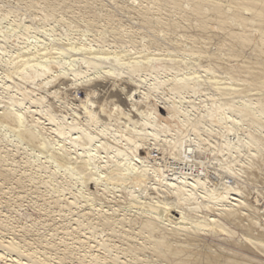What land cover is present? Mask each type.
I'll return each mask as SVG.
<instances>
[{"label":"bare ground","instance_id":"bare-ground-1","mask_svg":"<svg viewBox=\"0 0 264 264\" xmlns=\"http://www.w3.org/2000/svg\"><path fill=\"white\" fill-rule=\"evenodd\" d=\"M60 1L63 3L67 0ZM137 1L140 2L136 3ZM154 1L157 3L156 1L159 0ZM169 1L174 8L182 11L187 9L184 4L187 6L191 5L190 9L194 16H196L197 23H193L192 21L189 23L190 21H188L189 24H182L174 20L164 22L159 16L153 15L157 14L151 9L153 7L143 4L147 0H134L130 6L128 5L129 7L127 6V13L135 15L136 10H141L142 18H137L143 26V30L141 31L144 33L147 30L149 34L146 32V35L148 36L142 32L132 30L128 32L124 30L125 28H122L121 24H116L117 20L114 19L110 9L104 16L105 24L111 27L109 40L108 36L104 34L106 30L103 32L100 29L101 26L98 24V20L93 16L94 18L88 21L87 30H79L77 27H72L73 30L70 32H80L81 37L76 38L78 41L74 40V36L71 37L68 35L70 37L69 39L68 36L66 37L68 43L65 42L67 43V49L65 50L57 49L54 45L52 47L42 40H38L39 43L34 45L33 49L26 48L27 50H25L21 47L11 54L13 55L11 57V66L15 67H12V75L17 78L16 81H20L24 85L31 84L33 92L40 94V100L42 101L52 95V93L49 94L45 90V86L49 85L50 87V84L59 76L58 72L60 74L62 70H67L66 66L73 73L71 75L73 76V82L83 81V85L85 86V83L87 84L91 80H97V83L94 86H90L93 88H89V90L95 87L98 89L103 84L104 88L105 85H111L114 88L111 94V90L109 91L110 96L108 95L111 104L109 103L108 106L105 104L110 110L103 105L105 109L102 108L101 111L103 113L107 112V117L109 120L114 121V124L116 122L120 125L123 122L119 120H125L124 125L122 124L123 127L120 126L121 128H118L119 130H114L112 127L110 129V126L108 129V126L106 127L105 125V127H101L100 130L98 128L95 131L94 129H88V125L85 123L76 128L75 126L68 127V125H65L66 122L59 123L58 126L54 124L56 127H51L52 131L64 139L69 138L72 144H77L78 141L76 142V139L83 138L85 140L82 143L86 146H81L80 148L82 150L85 149L84 155H79L76 154L77 152L72 151L78 155L73 160L70 157L71 154L69 151H56L58 150L56 146L59 144L57 142L52 144V140L44 134L45 132L43 133L45 124L39 118L35 119L33 117L30 119L32 116L30 115L29 117L26 115L27 110H24L23 105L26 103L25 101L31 102L32 100L26 98V94H22V101L14 102L13 99L9 106L4 107L5 109L2 107L3 111L0 112V128L5 129L8 133L15 134L17 138L15 141L17 143H24L25 141L28 146L29 144H32L30 145L32 147L33 145L36 146V149L40 153L51 152L52 155L50 154L46 158L50 161L54 160L56 166H71V168L74 166L75 169H83V172L85 170L89 171L82 185H85L96 196L102 197L105 190L98 191L94 188L97 186V180L94 177L99 176L98 180L103 179L102 176L100 177L98 175L99 172H102L100 169L104 167L101 164L103 161L97 155L98 152L92 149L94 145L100 142L101 148L99 149H102L103 154L106 153L107 158L110 159L108 166H111L109 168L113 174L112 180L120 184L127 180L129 185L134 189L131 193H138L137 196L130 195L132 196V200L135 201L131 204L134 207L133 215L124 212L117 214L114 210L105 209L102 206L96 208L93 204H89L90 200L88 199L84 202L85 205H81V207L80 204L82 202L80 203L79 199H77L81 196L80 191H78L79 194L76 193L78 197L76 194L70 196L71 198L69 196L66 197L64 193L69 189L64 193H62L63 191L60 192L62 194L60 195L59 193L57 197H55L57 194L51 197V201L57 205V208L59 207L58 205H62L70 212V215L77 217L76 220L71 218L72 216L70 217V215V218H68L73 219L72 221L75 220L74 222L77 228L82 232L79 234H82L84 238L76 243H80V246H83L84 254L82 255V259L89 264H151L153 262L151 260H154L155 264H264V234L260 232H256L255 234L258 228L257 223L258 225L264 223V212H259L255 207L253 208V204L249 202L244 188L238 184L240 183L238 182V177L241 178L243 176L242 170H245V167L241 165L238 168L236 165L237 161L231 160L233 153H236V156L238 154L239 162H243L245 160L244 157L247 155L251 159L253 155L250 154L251 151L262 153L261 149L264 148V143L262 142L264 141L262 139L264 137V111L262 113L260 110L264 107V81L256 82L260 90L255 92L256 89H247L248 85L251 87L253 78L251 82H249L248 77V79L239 83L232 81L229 77L219 76L221 74L218 75L217 70L223 65L220 67L216 65L218 67L217 69L215 66H211L210 62L208 63L209 56L211 55H209L210 51H208L210 41L206 39L208 36L204 40L202 39L203 41L201 37L191 35V31L188 32L190 35L173 34L174 36H170L172 34L171 31L173 32V29L177 27L183 32L195 29L197 30L196 33L202 32L207 35H220L221 41L233 42L239 47V50L247 48L256 51L259 55L258 57L262 58L263 61L264 0ZM80 2L83 3L84 1ZM130 18L129 21L135 17L133 19ZM192 20L194 21V19ZM131 23L135 22L131 21ZM23 25H25L24 22L23 24L21 23V26L16 27L21 28ZM27 26L25 28L26 30L28 28ZM144 29L146 30L144 31ZM88 40L93 42L89 43ZM93 43L95 44L92 45ZM200 43L204 44V46L209 45L208 48L204 47L207 50H201L198 47ZM219 46L222 49V46ZM212 55L217 57L213 58L211 57ZM212 55L210 56L211 59H218L220 61L222 58L221 55L223 54L220 55L219 52L217 54L215 51ZM201 59L204 62H199ZM204 63L208 64L204 65ZM220 63L223 64L222 62ZM258 64L260 65V63ZM81 65H83L82 68ZM228 66L230 67V65ZM245 68L247 67L245 66ZM260 71L261 77L264 78V62L261 64ZM66 74L68 73L66 72ZM41 79H43V84L41 83L42 85H39L37 82ZM258 79L256 78L254 81ZM118 81L121 84H118ZM19 83L17 82L16 85ZM21 86L23 85H20L19 89H21ZM18 87L16 86V89ZM204 88L210 89V92L207 95L201 96L199 90ZM89 90L87 88V91ZM95 94L97 93L95 92ZM156 94L159 96H156ZM113 98L118 99L114 100ZM106 100L108 99H105V102ZM152 101L156 103L154 106H152L154 103L151 105L152 108H149L148 105L149 109L145 106L148 110H144L143 106H140L146 103L151 104ZM206 105H209V107L206 108ZM201 108H204V110ZM162 109L167 111L165 117H162L160 114ZM70 112V114L75 116L73 109ZM89 113V115H86L87 118L84 119H87L89 123L96 124L99 122L100 113L97 114L90 110ZM40 114L42 115V113ZM78 115L74 118L75 120L78 119ZM244 117L256 125L255 132L257 131V134L259 132L262 137L258 136L259 134L254 136L251 133L252 131L246 130V133L250 135V139L252 138L254 140L253 142L260 143L261 145L249 149L250 144L248 143L247 150L240 151L239 144L243 140V132L245 131L241 133L237 129H244L245 125L242 124ZM48 119L51 123L58 121L51 116ZM169 121L174 127L168 124ZM113 123H110L111 126ZM214 123H219L221 126L219 127ZM104 124L102 125L104 126ZM91 126L95 127L94 124ZM247 127L249 129L251 126L247 125ZM73 131L76 132L73 133ZM188 132H190L191 137L189 140H186L183 136L186 133L188 134ZM76 133L79 135L77 138L73 137ZM108 134L111 136L110 138ZM231 136L234 138H231ZM202 137H205L208 142L201 143ZM66 140L69 143V140ZM96 142L97 144H95ZM136 143L147 146V149L138 150ZM151 146H156V148L158 146V149H153ZM10 147L13 146L11 145ZM2 151L7 155L11 153L13 156V153L16 155V152H19L12 150V148L9 149L4 141H0V154ZM205 151L212 152L215 154L214 157H209L208 153L205 159L202 158L199 153L203 152L204 154ZM227 151L230 152L227 154L232 158L227 161L223 159V161L220 156H223L224 152ZM154 153H157L155 157ZM56 155L60 157L62 162L56 161ZM119 156H121V159L118 161ZM173 159H177L182 163L179 162V166H171L173 162L170 163V161ZM247 160L245 161L247 162ZM110 162L112 163L111 165ZM123 162L125 163L122 164ZM105 163H107V160ZM26 165H29V163L26 162ZM246 168L251 170L255 166H246ZM244 170L243 172L245 173ZM21 173H19V176ZM13 174H15V171L9 166L8 159L0 155L1 180L3 182L7 181L6 183L8 184V181L12 180ZM26 177H29L34 184L35 181L31 174H28ZM22 178L18 180L14 179V181L17 180L15 182L19 186L21 185V187L24 184ZM216 179H219V181H216ZM10 182L12 183V181ZM32 183L28 185H32ZM1 184L3 185V183ZM41 184L47 186V182L43 181L39 186ZM2 185H0V191L1 188L4 189L5 187L4 185L2 187ZM25 185L23 186L25 187ZM19 186L17 185V189ZM15 188L16 186H14V190H11L15 191ZM36 188L34 189L37 192ZM9 189L1 191V194L3 195L4 192L7 193L6 190ZM22 190L20 196L25 188ZM99 192H103V194H99ZM4 196L5 194L2 197ZM20 198L18 196L16 199L19 200ZM38 198L40 197L38 196ZM144 199H149V202ZM103 200L110 202L109 200ZM32 202L35 203V201ZM41 204L45 203L43 202ZM2 206H0L1 209ZM59 208L62 211V208ZM54 209L56 211L55 207ZM59 214L62 216L60 212ZM1 216L0 231L5 228L4 221L8 222V220H4ZM6 218L9 219L10 217ZM68 218L65 217V219ZM137 218L143 219L144 221H140L139 223ZM55 219L57 218L55 217ZM258 220L262 222L259 223ZM50 225V230L53 229L56 234L61 233V231H58L60 228L58 229L59 226L57 224L58 227L56 228L58 230L53 228L52 224ZM67 226L70 227L71 225ZM76 226L74 227L76 228ZM101 226L113 227L108 230H103L99 229ZM136 226H139L137 227L139 228V233H136L137 231L134 232V230H137V228L135 229ZM259 227L261 228L263 226L260 225ZM72 229L74 231V228ZM65 231L64 234L67 235ZM2 232H0V264H68L69 260L71 264V261H75L77 258L74 257L75 253L68 249L69 247L63 246V243L60 246V243H57V245L52 240L53 238L43 241L39 238V240L34 238L36 245H39L33 246V242H24V240L22 241L17 238V234H15L16 237L13 233V235L7 236ZM23 232H28V230L26 231L24 229ZM105 232V237H102L101 234ZM74 234L76 235V233ZM69 235L71 237V234ZM62 237L64 239V236ZM21 238L25 239L27 236ZM65 239L67 238L65 237ZM67 240L69 241V238ZM67 243L69 245L71 242ZM82 259L77 258L79 261H83Z\"/></svg>","mask_w":264,"mask_h":264},{"label":"rangeland","instance_id":"rangeland-1","mask_svg":"<svg viewBox=\"0 0 264 264\" xmlns=\"http://www.w3.org/2000/svg\"><path fill=\"white\" fill-rule=\"evenodd\" d=\"M80 1H84V2L82 3ZM132 1H134V0H105V1L104 0H98V1L97 0H86V1L85 0H67V1H64L63 2L64 4H63L62 1H60V0H54V1L53 0H0V112L3 111L2 109L4 107H7V105L9 106L10 103L13 101V99H14V102L15 101L16 102L22 101V98H23V97L21 98L22 94H24V95L26 94L25 97L29 98V100H32L31 102L25 101L26 105L25 104L23 105L24 106V110H27V112H26L27 114L26 115L29 116V117L31 115L32 117H30V119H32L33 117L35 119L39 118L40 121L45 124L44 125L45 129H44L43 133L45 132L44 134L47 135V137H49L50 140H52V144H54L55 142H57L59 144L58 146H56V148L58 149L56 151H59V152H62L63 150L69 151L70 154H71L70 157H72L73 160H74V158H76L78 156L76 154L84 155L85 149H83L84 150L83 151L80 148H81V146L82 147L86 146V145L83 144L85 142V140H83V138L76 139V142L78 141L77 142L78 146H77L76 143L72 144V142H70L69 138H65L64 139L60 135H57V133L52 131L51 127H53V128L56 127V125H54V124H57V126H58L59 123L66 122L65 125H68V127H70V126L74 127L75 126V128H76L78 126H82V124L85 123V124L88 125L87 126L88 129H91V130L94 129L95 131L98 128H99L98 130H100L101 127H105V125H106V127L108 126L107 127L108 129H109V126H110V129L112 127V129H114V130H117L118 128H121L120 126L123 127V125L125 123L124 119H123L124 121H122V119L119 120V121H121L123 123L118 125L115 122V124H116L115 125L113 123L114 121L109 120V118L107 117L108 113L107 112L103 113L101 111L102 108H104V106H105V108L109 109L107 106L109 105V103L111 104V101L109 100L110 99L109 91L111 90L110 91V94H111V92L114 89L111 85H109V84H108V86L105 85V88L103 87L104 84H103V86L101 85L100 87L97 85L99 88L97 89V87H95L94 89H91L92 90L91 91V90H89V88H93V87H90V86H94V84L97 83V80L96 79L95 80H91L89 83H87V84L85 83V86L83 85L84 84L83 81L73 82V76H71L73 73H72L71 70L69 71V69L66 66V69L69 72L67 70H65V69H64V71L62 70L60 72V74L58 72L59 76L56 77L57 79H55L50 84V87H49V85L48 86L46 85L47 87L45 86V88H46L45 90L49 94L52 93V95L49 97L50 99L48 98V99L42 101V100H40L41 99L40 98L41 95L38 94L37 92H35V93L33 92V88H32L31 84L24 85L20 81H16L17 78L12 75L13 68H15V67L11 66L12 65L11 64L12 63V60H11L12 58L11 57H13V55H11V54H13V51H16L17 49H19L21 47H23L25 50H27L26 48H30V49L32 48L33 49L34 45L38 44L40 40H42L43 42L47 43L48 45H51V46L54 45V47L56 46L55 48H57V49L65 50V49H67L66 48L67 47L66 44L68 43V40L66 39V37L68 35H70L71 37L74 36L75 37L74 40H78L76 38H80L81 37L80 36V34H81L80 32L79 33H77V32L71 33L70 32V31L73 30L72 27L73 26L75 28L77 27V29L79 28V30H85V29L87 30L88 21L93 19L94 17H95L96 20H98L97 22L101 26L100 29H102L103 32H104V30H106L104 32V34H105V36H108V40H109L110 39L109 33L111 34V27L107 26L105 24L106 21H104L105 20L104 16L106 15V12H109L108 10H110V9H111L110 12L112 11L111 13L114 16V19L117 20L116 24L117 23L121 24V27L125 28L124 30H127L128 32L132 30V31H138V32L141 33L142 32L141 30H143V26H142L140 20L137 18V17L142 18L141 10H139V9L136 10L135 13H134L135 15H133L132 13H129V14L127 13L128 12V7L131 5ZM139 2L140 1H137L136 3H139ZM156 2L157 3H155L154 0H147V2H144L143 4H145V5L149 6V7L150 6L153 7L154 9L153 8H151V9L153 10L154 13H157V14H153V15L154 16H159L161 19H163L164 22H167L169 20H174V21L181 22L182 24H185V23L189 24V23H191V21L193 23H197L196 16H194V14L192 13V11L190 9L191 5L187 6V5L184 4V6L187 9L182 11L180 9L177 10L176 8H174L173 5L170 4L169 0H159V1H156ZM99 3H100L101 6L98 5ZM105 4H107V5H105ZM82 5L85 6V7L83 8ZM86 5H87L88 9H86L87 8ZM115 16H116V18H115ZM130 17H132V18H130ZM3 18H5V19H3ZM101 18L102 19L104 18V19L102 20ZM129 18L130 19L134 18V19L129 21ZM118 19H119V21H118ZM192 19H194V21ZM120 20H121V22H120ZM85 21H86L87 24L85 23ZM131 21H134L135 23H131ZM188 21H190V22L188 23ZM23 22L25 23V25H23L21 28H17L18 26H21V23L23 24ZM136 22H137V24H136ZM12 24H13V26H12ZM132 24H133V26H132ZM138 24H139V26H138ZM140 25H141V27H140ZM26 26L28 27L27 30L25 29ZM157 27H155L156 30H158ZM104 28H106V29H104ZM128 28H129V30H128ZM145 30L146 29H144V31ZM194 30L195 29L188 30L187 32H185V31L183 32L180 28L177 27V28L173 29V32L171 31L172 34L170 33L171 34L170 36H172L173 34H181L183 36L185 34L186 35L187 34L190 35V33H188V32L191 31V35L193 34L194 36L201 37V40L202 39L204 40L207 36L210 37V39H208V37L206 38L207 40L210 41V44H209L210 46L209 45H207V46L205 45L204 46V44L200 43L198 47L201 50H204V49L207 50L208 46H209V48L211 47L210 49L208 48V51H210L209 55L210 54L212 55L213 53H215V51H216L217 54H218V52L220 53V55L223 54V55H221L222 58L220 59V61L218 59H213V58H216L217 56L215 57L214 55H212V56L210 55L211 57H213L212 58L213 60H212L211 57L208 55L210 59H208L209 61L208 60L207 61H208V63L209 62L211 63V66H215L216 67V65H217L218 67H220V66L223 65L222 67L219 68V70H217L218 71V75L221 74L219 76L229 77V78L232 79V81H235V82L237 81L239 83L244 81V80H246V79H248V77H249V82H251V80L253 78L252 85H250L252 88L249 87V85H248L247 89H256L255 92H258L260 90V89H258L259 87H258V85H256V82L264 81V78L261 77V74H260L261 73V71H260L261 64H262V62H264V60L262 61V58L258 57L259 55L257 54L256 51L251 50V49H247V48L239 50V47H237L236 44H234L233 42H229V41L227 42V41H224V40L221 41L220 35L210 34L211 35L210 36V35L204 34L202 32L196 33L197 30H195V31ZM146 32L148 33L147 30H146ZM146 32H144V33L142 32V33L146 35L147 34ZM70 36H68V39H69ZM146 36H148V35H146ZM203 36H205V37H203ZM35 37H37V39H35ZM65 42H67V43H65ZM88 42L90 43V42H93V41H91V40L89 41L88 40ZM94 44L95 43H93L92 45H94ZM217 45L218 46L221 45L222 49H220V46L218 47ZM204 47H207V48H204ZM214 48H215V50H213ZM232 50H233V53H232ZM57 53H58V51H57ZM257 58H259V59H257ZM202 59L199 62H204ZM225 60H227L229 63L227 61L225 62ZM215 62L216 63L218 62V63L216 64ZM220 62H222L223 64H221ZM208 63H204V65H207ZM258 63H260V65ZM226 64L230 65V67L228 65H226ZM245 66L247 68H245ZM82 67H83V65H81V68ZM218 67H216V68L218 69ZM54 69L57 70V68H55V67H54ZM65 71L68 74H66ZM3 72L4 73L6 72V74L8 73L7 76H6V74L4 75ZM70 72H71V74H70ZM201 73L204 74L203 72H201ZM56 76H57V74H56ZM256 78L257 79L259 78V79L254 81V79H256ZM14 79H15L16 83L17 82L18 83L20 82V83L16 85ZM42 80L43 79H41L40 81L38 80L37 83L39 85H42L43 84ZM68 80H69V82H68ZM118 84H121V82L118 81ZM20 85H23V86H21V89H19ZM16 86L17 87L19 86V87L16 89ZM83 86H84L85 89L83 88ZM87 88H88L89 91H87ZM106 91H107V93H106ZM23 92H26V93H23ZM95 92L97 94L100 93V94H98L100 96V99H99V96L97 94H95ZM199 92L201 93V96L207 95V94H209L210 89L204 88V89L199 90ZM96 95L98 96V98H97ZM87 96H88V98H87ZM156 96H159V95L156 94ZM105 99H108L109 102H107L108 100H106V102H105ZM113 99L117 100L118 98H113ZM153 101L151 102V104L150 103L149 104L146 103L147 105L144 104V105H140V106L141 107L143 106L144 110H146L148 108V105H149V108H152V106H154L155 103H156V102H153ZM27 102H29V103H27ZM65 103H66V105H65ZM82 106H83V108H82ZM145 106L147 108H145ZM122 107L124 108L123 105H122ZM208 107H209V105H206V108H208ZM69 109L70 110L73 109V112L75 113V116H73V114H70L72 111L70 112ZM81 109H83V110H81ZM201 109L204 110V108H201ZM38 110H40V112H38ZM89 110L93 111V112H96L97 114L100 113L99 114V119H98L100 123L99 122H97L98 124L97 123L95 124V123H92V122L89 123L87 121V119H84V118H87L86 117L87 114L88 115L90 114ZM263 111H264V107H263V109L260 110V112L263 113ZM166 112H167L166 110L164 111V109H162L160 111L161 116L165 117L167 115ZM40 113H42V115ZM105 114H106V116H105ZM77 115L79 117H78L77 120H75L74 118H76ZM49 116L54 117L58 121H54L53 123H51V121H48L49 120L48 119ZM103 116H105V117L102 118ZM73 119H74V121H73ZM107 119L110 121L111 124L113 123L112 126H111L110 123L108 124L109 121ZM246 119H247L246 117L243 118V123L242 124L245 125L244 129L243 130H242V128H240V130L237 129L241 133L243 131H245V132H243V134H244L243 140L239 144L240 151L247 150L248 143L250 144V148L249 149H253V147H255L257 145H261L260 143L253 142L254 140L252 138L250 139V135H248V133H246L247 132L246 130H248L250 132L252 131L251 133H253L254 136L259 134V132H258V134H257V131L255 132L256 125L253 124L251 121H248ZM104 120H105L106 123L104 122ZM101 121H102V124L105 123L104 126L101 124ZM92 124H94L95 127L91 126ZM168 124H170L172 126L170 121L168 122ZM214 124L219 126V127L221 126L219 123H214ZM170 125H169V127H171ZM247 125L251 126L249 128L250 130L247 129L248 128ZM96 126H98V127H96ZM172 127H174V126H172ZM252 127H253V129H252ZM0 129H1L0 130V141H4L9 149L12 148V150L19 151V152H16V155H15V153H13L14 156L11 153L7 155V154L3 153V151L0 154L2 156H5L8 159L9 166H11L14 169V171H15V174H13L12 180H10V181H12V183L10 181H8V184L11 183L12 185L11 184L8 185L6 183L7 181L3 182L1 180V177H0V185H2L1 183H3V185L5 186L4 187L2 185V187H4V189L1 188V191H3V190L5 191V189H9L10 188L9 190L12 192L11 193L9 190H6L7 193L6 192H4V193L2 192L3 195L5 194L4 197H7V198H4V197H2L3 195L1 194V191H0V194H1L0 195L1 196L0 197V201H1L0 202V206L3 205L2 206L3 210L0 207V210H1L0 211V216L2 215L1 218H3L4 220L5 219L8 220V222L4 221L6 231H5V228H4V230L2 229L0 231V232L3 231L2 232L3 234H5L7 236H11L12 233L14 235L17 234V238H19L22 241L24 240V242L25 241H27V242L29 241L30 243L33 242V246L39 245V244L36 245V242H35L36 240L41 239L43 241V240H51L53 238L52 240H54V243H56V244L60 243L59 246L61 245V243H63L62 244L63 246H66L67 248L69 247L68 249L72 250L75 253L74 257L82 259V255L84 254V249H82L83 246H80V243H76V242H79V240L80 239L82 240L84 237H82L83 236L82 234L81 235L79 234V233H82V232L77 228V226H76V224L74 222L77 219V217L70 215L69 214L70 212L67 211V209L64 208L62 205H58L59 207L62 208L61 209L62 211H60V208L59 207L57 208V205L54 204L51 201L52 200L51 197H53L54 194L55 195L57 194L55 196V197H57V196H59L60 192L63 191L62 193H64L66 190L69 189L64 194H65L66 197H68V196L70 197L73 194H76V193L79 194L78 191H80V193H81L80 197L81 198L80 197L77 198V199H79L80 203L82 202L81 204L79 203L80 206L81 205L84 206L85 205L84 202L86 201V199H88V200H90L89 204H93L94 206H96V208H100V206H102L105 209L114 210V212L117 213V214H119V213L121 214L122 212H124L126 214H130V215L134 214L133 213L134 207L131 206V204H133L135 201L132 200V196H130V195L132 194L133 196L134 195L137 196L138 193H135V194L131 193V192L134 191V189L131 187V185H129V182H127V180H125L124 183L121 182V184L118 183L117 181L115 182L114 180H112V175L113 174L111 173L110 168H109L111 166H108L110 159L107 158L106 153H104L105 155L103 154V150L102 149H99V148H101L100 142L98 144L96 142L95 144H97V145L93 146L94 148H95V146H96V148L98 147V149H99V150L97 149L98 151L96 150V148L95 149L92 148V149L95 150V152H98L97 155H99L102 158V161H103V163H101V164L104 167H102L100 169L102 172H99V174H98V175H100V177L102 176L103 179L102 180H98L99 176H95L94 177V179L97 180V182H96L97 186H95L94 188L97 189L98 191L99 190H105L104 191L105 193H104V195L102 197L96 196L85 185H82V182L87 178V176L89 174V171L85 170L83 172V169H80V168L79 169H75L74 166L72 168H71V166H56L55 163H54V160L50 161L48 158H46L47 156H50L51 152L40 153L36 149L37 148L36 146L33 145V147H32V146H30L32 144H29V146H30L29 147L28 144L25 143V141H24V143L21 142L22 144L21 143H17L15 141V139L17 140L15 134L8 133V131H6L5 129L4 130L2 128H0ZM74 132H76V131H73V133ZM254 132H255V134H254ZM76 135H77V133H76ZM76 135L74 134L73 137H75V138L79 137V135H77V136ZM190 135H191L190 132H188V134L186 133V135H184V136L182 135V136H183L184 139L189 140L190 137H191ZM232 135H233V133H232ZM187 136H189V137H187ZM258 136H260V134ZM108 137L110 138L111 136H109V134H108ZM260 137H262V136H260ZM231 138H234V137L231 136ZM66 139L69 140V143L67 142ZM262 139H264V137H262ZM62 140H63V142H62ZM206 142H208V141H206V138L202 137L201 138V143H206ZM262 142L264 143V141H262ZM70 144H72V145H70ZM99 144H100V146H99ZM11 145L13 147H10ZM65 146H66V148H65ZM136 146H137L138 150H142V149L145 150V148L147 149V146L142 145L141 143H136ZM14 147H15V149H14ZM152 148L153 149H158V146H157V148H156V146H153ZM72 151H74L75 153L77 152V153L74 154V152H72ZM261 151H262V153L256 152V151H251L250 154H253L251 156V159L248 158L247 157L248 155H247L244 158H245V160L246 159H248V160H247V162L244 160L243 161L244 163L238 161V154L236 156V153H233V158H232V157H230L229 154H227V153H230L228 151L224 152L225 156L224 155L220 156V158L222 157L221 159L222 160L224 159L225 161H227V160L232 158L231 160L237 161L236 165H237L238 168H240L241 165H242V167H245V170L242 168L245 171V173H244L243 170H242L243 176L241 178L238 177V182H240L241 184L240 183H238V184L241 187L244 188V191L246 192L245 194L248 197L249 202L251 204H253V208L255 207L257 210H259V212H264V155H263L264 154L263 153L264 152V148H262ZM93 152L94 151H92V153ZM95 152H94V155H96ZM205 152H204V154H203V152L199 153L201 155V157L204 158V159L206 158L207 154L210 151L206 152V153ZM160 153H161V151H160ZM154 154L157 155V153H154ZM212 154L213 153L211 152V153H209L208 156L209 157H214L215 154H213V155ZM261 154L263 155V157H262ZM158 156H160V155H158ZM217 157L219 158V156H217ZM120 159H121V156H119L118 161ZM106 160H107V163H105ZM56 161L62 162L60 160V157L57 156V155H56ZM102 161H100V162H102ZM26 162H28L29 165H26ZM172 162H174L176 164H179L180 161H178L177 159H173L172 161H170V163H172ZM245 162H246V164H245ZM124 163L125 162H123L122 164H124ZM180 163H182V162H180ZM111 164L112 163L110 162V165ZM246 166H255V168L250 170L249 168H246ZM23 172H24V174H23ZM19 173H21L20 176H19ZM28 174H31L33 180L36 183L40 184L43 181L47 182V186H45L44 184H41V186H39V184H36L35 182L33 184L31 182V180L29 179V177H26ZM245 176H247V177H245ZM20 178H22V181L24 183V184H22V187H21V185L19 186V184L15 182V181H17ZM14 179H17V180L14 181ZM210 179H211V177H210ZM13 181L20 188L18 187V189H17V185ZM99 181H101V183H99ZM216 181H219V179H216ZM29 182L32 183V185H28V184H30ZM13 185L16 186L15 191L11 190V189L14 190V186ZM23 185H25V187ZM35 185L37 186V188H36ZM29 187H31L30 188L31 190L30 189L28 190ZM40 187H42V188L40 189ZM43 187H44V189H43ZM22 188H23V190L25 188L26 191L24 190V192H22V194L20 196ZM34 188L37 189V192L35 191ZM121 188H123V189L121 190ZM16 190H18V191H16ZM30 191H31V193H29ZM69 191H71V192H69ZM25 192L27 193V195H26ZM35 192H36V194H35ZM68 192H69V194H68ZM62 193H60V195ZM99 194H103V192H99ZM23 195H24V197H23ZM34 195H35V197H34ZM8 196H9V198H8ZM18 196H19V198L22 197V198H20L22 200H20V199L17 200L16 198H18ZM38 196L40 198H38ZM49 196H50V198H49ZM77 197H78V195H77ZM38 199H40V200H38ZM41 199L43 200V202L45 204H41V203H43ZM103 199L109 200L110 202H105ZM149 199H147V200L144 199V200L149 202ZM32 201H35V203L32 202ZM5 203H6V205H5ZM43 205H45V206H43ZM54 207L56 208V211H55ZM58 209H59V211H58ZM51 211H54V212H51ZM57 211H58V213L56 214ZM59 212L61 213V215L63 217L60 216ZM51 214L54 215V216H52ZM3 215H4V217L5 216L6 217H10L9 218L10 220L8 218H6V217L4 218ZM69 215H70V217L72 216L71 218H73L75 220L72 221L73 219H69L70 218ZM262 215H263V213H262ZM48 216H49V218H48ZM55 217L57 219H55ZM65 217L66 218L69 217L68 218L69 221H68V219H65ZM45 219H47V220H45ZM137 220H138L139 223H140V221H144L143 219H139V218H137ZM51 221H53V222L51 223ZM54 221H55V224H54ZM71 221H72V223H71ZM49 222H50V224H52V227L55 228V229H57L56 227L59 226L58 229L60 228V230H58V229L57 230L59 232L61 231L60 234L62 236H64V239L59 233L56 234V232H54L53 229L50 230L51 229L50 228L51 225L49 224ZM68 222L71 223V224H69ZM258 222L261 223L262 221L258 220ZM45 223H46V225H44ZM67 225H71L70 227L74 228L75 232L72 231L73 229L70 228ZM73 225L76 226L77 229ZM260 225H262L264 227V223L263 224L261 223ZM260 225H258V223H257L258 228L255 231V234H256V232L257 233L260 232V233L264 234V230H263L264 228L261 227V228H263V229H261L259 227ZM116 226L119 227L117 224H116ZM63 227L67 231H65ZM112 227L113 226H107V227L101 226V227H99V229L108 230V229H111ZM137 227H139V226H136L135 229ZM47 228H48V230H47ZM24 229L26 231L28 230V232H23ZM138 229L139 228H137V230H134V232L137 231L136 233H139ZM44 231H46V232H44ZM48 231H49V233H47ZM64 231L67 232V235L64 234ZM40 233H41V235H39ZM74 233H76V235ZM69 234H71V237H70ZM20 235H21V237H26L27 236V238H25V239L21 238ZM52 235H54V236H52ZM101 235H102V237H105L106 232L102 233ZM73 236L75 237L76 240L74 239ZM76 236H77L78 240H77ZM15 237H16V235H15ZM65 237L67 239L69 238V241L67 239H65ZM72 237H73V239H71ZM62 240H63V242H62ZM65 242L66 243L67 242H71V243H69V245H68V243L66 244ZM72 245H73L74 248L72 247ZM77 258L75 259L76 263H75V261L72 260L71 264H89L87 261H84V259H82L83 261H79V260H77ZM151 262H152L151 264H155L154 260H151ZM68 264H70V260L68 261Z\"/></svg>","mask_w":264,"mask_h":264},{"label":"built area","instance_id":"built-area-1","mask_svg":"<svg viewBox=\"0 0 264 264\" xmlns=\"http://www.w3.org/2000/svg\"><path fill=\"white\" fill-rule=\"evenodd\" d=\"M154 157H155V154H154ZM171 166H179V164H176L173 162Z\"/></svg>","mask_w":264,"mask_h":264}]
</instances>
